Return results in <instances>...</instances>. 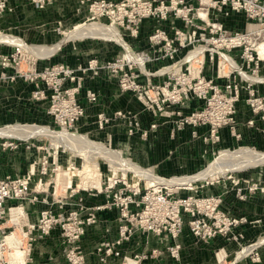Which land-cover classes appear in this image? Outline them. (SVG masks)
I'll list each match as a JSON object with an SVG mask.
<instances>
[{"label":"built area","instance_id":"1","mask_svg":"<svg viewBox=\"0 0 264 264\" xmlns=\"http://www.w3.org/2000/svg\"><path fill=\"white\" fill-rule=\"evenodd\" d=\"M27 1L35 9H42L53 0ZM79 3L86 5L89 16L85 21L102 20L104 24L114 26L129 49L112 38H98L119 44L121 53L100 64L95 59L89 60L84 67H78L81 73L107 70L115 77L119 90L130 92L142 108L153 114L163 111L166 105L181 106L193 94L203 98L209 90L214 101L209 103L206 111L189 114H183L180 109L173 111L174 130L206 125L207 137L217 139L214 133L218 128L234 122V110L229 101L236 100L240 90L254 96L257 93L256 85L264 84V75L259 73V69L264 68V0H79ZM5 8L6 1L0 0V12ZM169 18L178 20L181 25H163ZM143 19L153 20L155 27L151 28L139 46H135ZM3 43L11 50L0 52V85L12 83L21 77L22 81L32 85L31 99L46 101L45 113L57 126V131L77 133L75 124L83 116L84 108L78 101L82 79L75 73L76 70L63 63L49 64L35 70L37 61H44L50 56L44 59L27 57L26 67L22 69L19 66L22 61L21 47ZM150 65L155 67L150 68ZM208 67L210 75L205 77L203 71ZM215 82L220 83L221 87L213 85ZM84 95L89 104L96 99L92 90H86ZM257 100L259 103L264 101V93ZM131 113L116 110L111 116H105L99 112L96 123L101 128L110 120L128 118V124L136 126V120H130L135 119ZM7 126L10 125L3 127ZM149 126L153 128L155 124ZM128 131H131V127ZM34 138L0 136V159L4 154L5 158L9 156L5 151L8 154L20 149L30 151L35 147ZM39 149H44V146ZM45 163V159L40 161L38 176L45 175ZM34 175V171L28 169L19 176L6 174L0 177V230L3 218L11 209L18 207L23 199L35 200L37 193L46 191L38 184L30 188L29 182ZM148 187L153 188L152 193L141 194L138 185L133 188L128 186L123 176L110 174L103 180L99 178L98 187L88 185L69 189L66 197L70 199L83 192L87 197L101 195L102 200L74 201L68 209L66 203L59 201L53 202L54 207L43 206L37 210L33 222L21 226L26 248L31 247L36 237H47L55 229L66 245L65 264H83L84 255L78 243L80 237L88 226L95 224L98 212L115 210L114 237L102 238L93 247L98 263L105 264L114 258L118 264H141L146 260L166 257L168 262L163 264H186L181 261L180 255V235L185 227L182 214L191 217L195 212H203L202 217L194 216L187 220L186 227L196 242L207 243L216 237L222 238V244L212 253L214 264H237L244 259L251 264L259 263L257 249L264 245V238L244 243L240 225L245 223L246 218H230L217 212L219 198L211 197L206 204H199L194 203L191 195L173 199L172 188ZM182 188L188 191L196 189L191 186ZM237 194L239 199L244 197V194ZM135 232L159 237L161 246L137 251L124 249L123 243L128 242ZM228 245L233 246L231 258L226 250Z\"/></svg>","mask_w":264,"mask_h":264},{"label":"crops","instance_id":"2","mask_svg":"<svg viewBox=\"0 0 264 264\" xmlns=\"http://www.w3.org/2000/svg\"><path fill=\"white\" fill-rule=\"evenodd\" d=\"M5 1L6 8L0 12V31L9 32L11 36L15 34L14 37L29 43L56 42L53 31L56 24H60L62 21L78 20L87 15L86 5L80 4L79 0H53L42 9H35L27 0ZM170 23L174 26L181 25L178 20L170 18L165 20L163 25L167 26ZM154 27L155 22L153 20L143 19L139 26L138 43L135 42V46H139L140 39L144 38ZM122 45H124L123 40ZM58 47L54 56L52 54L51 58L38 62L37 68H41L42 65L63 63L75 69V73L81 77L82 87L78 94V101L83 106L84 113L76 122L75 129L84 136L119 149L118 151L123 153L124 156H128L137 164L148 166L161 176L196 170L206 162V158L211 156L213 149L225 148L232 144V139L224 128L219 129V140L215 143L209 137L205 141L201 140V137L207 132L206 126L195 128L186 126L180 130H174L172 121L174 116L172 114H169L167 110L153 114L143 109L130 92L119 90L115 77L109 74L107 70L97 69L95 73L91 70L84 73L79 71L78 67H84L89 60L95 59L100 64L113 59L121 53L122 49L119 44L98 38H78L60 42ZM10 50L9 46L0 45V52H9ZM161 63L158 62V64ZM151 67L155 66L150 65ZM259 73L264 75V68H260ZM153 80L157 79L154 78ZM263 85H256V89L262 90ZM31 90V84L18 78L12 83L0 85V125L19 121L22 117L30 120V118L33 119L36 113L44 123L50 119L45 113L46 101L31 99ZM86 90H92L96 94V99L91 104L86 102L84 95ZM116 110L133 112L139 128L129 132L128 118H116L110 120L101 128L97 126L96 115L99 112H102L105 116H111ZM237 112L238 130L243 132L248 126L244 124L245 117L241 110L238 109ZM151 123H154L155 127H150ZM193 130L194 133L192 134ZM143 132L144 135H142ZM5 157L4 154L0 159V177L6 174L12 175L15 172L19 173L18 166L21 163L15 164L16 157L11 154L7 158ZM83 195L86 194L81 192L78 196L83 197ZM230 198L232 196L225 195V202L232 203L233 201L231 202ZM86 199L87 201H101L102 196H91ZM224 207L225 210L234 214L240 213L249 220L256 221V224L251 223L250 225L240 226L244 243L260 240L264 237V205H259L257 201H234L232 205L226 204ZM39 209L38 207L31 212L33 220H35ZM115 212V210L98 212L95 224L88 226L80 237L78 243L84 255L85 264H100L96 261L93 247L102 238L114 237ZM36 238L39 239L34 240L32 251L44 257V264H51L58 259L52 264H65L61 252L64 242L58 235L57 230L51 231L47 237ZM180 242L181 261L186 264H214L213 250L222 244V241L218 238H214L207 243L196 242L190 236L186 227L182 229ZM38 243L40 245L36 247ZM161 243L159 237L150 233L135 232L128 242L123 243V248L128 251L145 250L152 247L159 248ZM232 248V245L226 247L229 258L232 257ZM257 252L259 263L253 264H264V245H260ZM167 262L166 257H157L153 260L143 261L141 264H163ZM105 264H118V261L110 258ZM237 264L251 263L248 259H244Z\"/></svg>","mask_w":264,"mask_h":264},{"label":"rangeland","instance_id":"3","mask_svg":"<svg viewBox=\"0 0 264 264\" xmlns=\"http://www.w3.org/2000/svg\"><path fill=\"white\" fill-rule=\"evenodd\" d=\"M88 16L89 15L87 14L78 20L71 22L62 21L60 24H56L53 28L56 42L29 43L23 39L14 37L15 34L14 36H11L9 32L0 31V42H2L0 45L5 47L6 44L3 42H7L21 47L23 50L21 52L22 61L19 66L22 69H25L26 67L27 57L30 59H44L52 54V56H54V53L59 48L58 45L60 42L65 40H73L76 38H112L122 45V38H120V35L114 26L104 24L102 20H100V22L94 20L85 21ZM142 39H140V42H142ZM137 40L138 37L135 39L136 43H138ZM123 46L127 48L126 45ZM127 50L129 51L128 48ZM43 67L44 66L42 65L41 68L43 69ZM35 70H40L37 68V63H35ZM209 70V67L204 70L203 76L206 77L210 75ZM18 79L21 80V77H18ZM172 84L173 83H171V85ZM213 85L221 87V84L217 82L213 83ZM176 87L181 86L176 85ZM256 92L257 93H255L254 96H249L244 92L241 93L240 90L239 97L236 100L229 101L231 108L234 110L232 115L234 122L231 125H224L218 128L214 133V135L217 136V139H213V143L218 142L219 140V129H226L228 135L232 139V144L225 148L213 149V153L210 157L206 158L207 160L202 166L188 173L170 174L165 176L158 175L152 169L148 168V166L137 164L128 156H124L117 148L92 140L79 132L69 133L65 131H57L58 128L53 122H51V119L44 123L37 113L33 119L30 118V120H28V118L22 117L19 121L8 123L10 127L0 128V133L2 134H0V136H7L8 134V136H16L19 138L35 136L33 139L35 147L33 149L28 152L20 149L19 152L11 154L16 157L15 164L21 163V165L18 166L20 170L19 173L15 172L14 174H18L19 176L22 172L30 169L35 173L34 178L29 182L30 188H35V185L38 184L37 186L41 189H46L45 192H41L40 194L37 193L35 200L23 199V201L18 204L20 212L19 210L12 211V216L11 213H9L3 218V227L0 230V241H3L4 243L7 242L8 246H12V241L17 239L21 242L20 247L23 251L15 247L13 248V251H10V248H7V246L4 245L3 249L1 248L3 256L0 257V264H44V257L40 254L33 253V243L29 249L26 248L25 237L22 234L24 229L23 227L21 228V226L29 223V221H34L31 217V212L35 211L36 208H41L45 205L54 207L55 204L53 202L55 201L66 203L67 209L73 206L74 201H86V195H83V197L78 196L81 192L74 195L72 199L66 197L68 190H75L79 187H84L90 184L91 186L98 187L99 178L100 180H103L105 176L110 174L117 175L118 177L123 176L126 179L128 186L133 188L138 185L141 194L143 192H149V194L152 193L153 188H149L148 185H161L167 188H172L174 194L173 199L185 198L187 195H191L194 203L203 204L205 202L206 204L207 200L211 197L219 198V206L216 207L217 212L227 215L230 218H246V216L240 213L234 214L233 212L225 210L224 205H232L234 201H257L259 205H264V101L261 100V103H259V100H257L263 96L264 85L262 90L256 89ZM213 101L214 100L211 99V93L207 90L203 98L193 94L183 102V105L178 106L170 104L163 106V110H167L168 113L172 115L175 109H180L183 114L201 112L206 111L209 103H212ZM237 106L245 117L244 124L248 126L243 132L238 130V122L236 119V113H238ZM131 115L133 116V112ZM130 120L135 121L133 118H130ZM4 125L6 124H2L0 127H3ZM128 125L131 127L132 131L133 129L139 128L138 124L136 126H132V123ZM19 128L20 130H23L20 131ZM14 129L17 131H14ZM232 129L233 131H231ZM207 136L208 130L206 134L201 137V140H204V138L206 139ZM42 146H44V149H39V147ZM5 153L10 155L7 151H5ZM240 153H242V155ZM42 159L46 160L45 167L47 168V171L44 176H38L37 170ZM136 178L142 180H137ZM168 182L179 184L173 186L168 185ZM69 183H71L69 188L65 189ZM189 186L192 188L195 187L196 189L194 191H188L187 189L182 188ZM162 190L164 191V189ZM237 193L244 194V197L239 199ZM225 195L232 196L233 199L230 198V200L233 202L226 203L224 200ZM194 203L192 202L193 206L195 205ZM52 210L54 209L52 208ZM20 213H22L24 217L27 215L25 220H22V218L18 216ZM202 214L203 212H195L194 216L195 218H199L202 217ZM194 216L191 215L190 217L185 213L182 214L185 227L187 220L193 219ZM255 222L256 221L246 218L245 223H242L241 225H250L251 223L256 224ZM216 238L219 240L222 239L220 237ZM37 239L39 238H36L35 241ZM39 245L40 244L38 243L36 247ZM65 248L66 245L64 244V247L61 249L63 257Z\"/></svg>","mask_w":264,"mask_h":264},{"label":"bare ground","instance_id":"4","mask_svg":"<svg viewBox=\"0 0 264 264\" xmlns=\"http://www.w3.org/2000/svg\"><path fill=\"white\" fill-rule=\"evenodd\" d=\"M87 21H93V20H87ZM109 26H112V25H109ZM86 27V26H85ZM86 30V29H85ZM84 34V33H83ZM86 34V33H85ZM67 35V34H66ZM91 36V35H90ZM87 37V36H86ZM77 39V38H76ZM118 39V38H117ZM72 40V39H71ZM3 41V40H2ZM117 41V40H116ZM38 51V50H37ZM45 51V50H44ZM51 52V51H50ZM7 127H10V126H7ZM7 127H0V128H7ZM48 128V127H47ZM50 129V128H49ZM16 129H14V131H15ZM19 130H20V128H19ZM23 129H21L20 131H22ZM12 132H14L13 130H11ZM10 131V132H11ZM17 131V130H16ZM25 132H26V130H25ZM24 132V133H25ZM27 132H29V131H27ZM7 133V132H6ZM21 133V132H20ZM38 133V132H37ZM41 133V132H40ZM1 134V133H0ZM29 134V133H28ZM39 134V133H38ZM44 134H45V132H44ZM2 135V134H1ZM4 135V134H3ZM9 135V134H8ZM7 135V136H8ZM14 135H17V134H14ZM19 135V134H18ZM23 135V134H22ZM49 135V134H48ZM48 135H46V136H48ZM68 136V135H67ZM12 137H14V138H17V139H24V138H19V137H16V136H12ZM68 138V137H67ZM61 139V138H60ZM64 139H65V136H64ZM71 139V138H70ZM69 139V140H70ZM57 140V139H56ZM74 140V139H73ZM232 154V153H231ZM241 155H242V153H240ZM244 154V153H243ZM228 155V154H227ZM236 156V155H235ZM229 157H230V155H229ZM232 157V156H231ZM249 157V156H248ZM221 158V157H220ZM245 158V157H244ZM264 160V159H263ZM234 162V161H233ZM219 164V163H218ZM222 164V163H221ZM249 164V163H248ZM220 165V164H219ZM230 166V165H229ZM215 170V169H214ZM146 176V175H145ZM151 176V175H150ZM205 177V176H204ZM150 178V177H149ZM151 179V178H150ZM152 180H153V178H152ZM193 180V179H192ZM156 181V180H155ZM179 183H171V182H168V185H178ZM88 186V185H87ZM90 187H94V186H91V184L89 185ZM161 186V185H160ZM172 187V186H171ZM17 210H19V212H20V209L18 208V207H16V208H13V209H11V211H10V213H11V216H12V211H17ZM18 216H20L21 218H22V220H25V217H24V215H22V213H20ZM12 237H13V235H12ZM11 243V242H10ZM1 245H3V247H4V245H6L7 246V248H10V251H13V248L15 247V248H17V249H19V250H22L21 249V242L20 241H18L17 239H14L13 241H12V246H8L7 245V242L6 243H4L3 241H2V243H1ZM3 247H1L0 246V257H2L3 256V253H2V249L1 248H3ZM23 251V250H22ZM9 255V254H8ZM23 256H24V252H23Z\"/></svg>","mask_w":264,"mask_h":264}]
</instances>
